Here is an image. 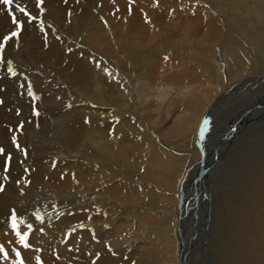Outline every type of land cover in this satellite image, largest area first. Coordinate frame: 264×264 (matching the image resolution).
Wrapping results in <instances>:
<instances>
[{
  "label": "bare ground",
  "instance_id": "6f19581e",
  "mask_svg": "<svg viewBox=\"0 0 264 264\" xmlns=\"http://www.w3.org/2000/svg\"><path fill=\"white\" fill-rule=\"evenodd\" d=\"M208 1L213 2L209 9L187 0H60L56 8L45 5L47 18L38 16L49 29L37 27L46 29L39 32L46 36L43 43L48 49V63L53 59L52 48L59 47L53 62L60 75L79 100L91 102L90 106L78 105L85 114L70 125L78 135L70 133L74 141L80 137V143L88 141L87 147L94 150L88 161L70 162L71 167L63 169L60 165L54 177L42 178L41 183L56 187L57 192L81 189L89 183L94 188V182L100 186L107 203L100 200L98 218L121 235H106L96 240L97 244L113 238L122 244L146 232L150 235L144 242L146 247L109 254V248L95 249V244L87 243L78 233L68 239L74 245L73 240L82 236L70 257L63 250L66 243L60 248L61 264H75L76 259L77 264H191V257L203 264H264V119L261 125L248 126L249 132L234 139L226 150L221 149L225 154L218 165V149L210 148L216 145L214 138L219 141L226 132H239L245 124L239 119L259 120L264 110V84L251 85L248 92L238 96L226 95L232 88L241 91L245 83L259 84L254 77L264 79V0ZM144 4L151 10L141 11ZM74 13L77 18L71 25L69 19ZM76 31L83 44L87 41L86 46L78 47V38L69 35ZM47 39L53 43L48 44ZM75 51L88 62L75 61ZM63 65L72 67L73 72ZM25 100L37 103L35 97ZM20 102L4 106L25 109V103L21 106ZM76 112L79 114L75 111L74 115ZM209 119L215 125L210 129L213 139L207 130L200 135L204 121ZM199 152L201 162L195 160ZM204 158L207 163L212 160L209 173L221 170L222 181H230L229 189L221 191L218 204L212 198L207 228L200 224V202H195L198 195L193 191ZM58 159L54 156L53 161L63 158ZM209 173L210 184L214 181ZM217 184H221V176ZM151 191L156 193V200ZM113 202L116 206L110 204ZM165 203L172 205L174 215L162 218L159 209ZM212 226L221 227L215 242ZM224 228L227 232L222 236ZM47 230L58 233L55 226ZM61 233L58 238H62ZM170 235L173 243L169 244ZM222 239L227 246H222ZM33 241H27L31 247L24 248L10 229L1 228L0 245L8 257L0 253V264H17L16 251L23 255L25 264H33L38 251L50 259L48 243L32 245Z\"/></svg>",
  "mask_w": 264,
  "mask_h": 264
},
{
  "label": "rangeland",
  "instance_id": "374dc122",
  "mask_svg": "<svg viewBox=\"0 0 264 264\" xmlns=\"http://www.w3.org/2000/svg\"><path fill=\"white\" fill-rule=\"evenodd\" d=\"M187 1H190L192 3L195 2L198 5H203L208 9L210 8V6H213V2L211 3V1L208 0H187ZM17 2L20 3L21 7H26V9L32 15L36 16L37 19L29 23L28 18L25 17L19 11H17L15 9V5H13V14L16 16L18 22L22 25V30L18 37H13L10 41L5 43L3 41V38L7 35H10L12 31H16L17 25L13 23L12 15L9 14L6 6L0 5V28H1L0 43H5L4 51L3 53H0V57H2V59H0V101H2V103H0V148L4 149V153L0 154V186L3 187V190L0 191V196H1L0 197V229L6 227V229L7 228L8 230L10 229L13 235L16 236L15 231L10 226L11 225L10 216L12 214V211L15 210L17 214V230L20 231L21 234L25 232L29 233L27 241H33L32 239L34 238L32 245L43 244L42 242H46L48 243V246L51 248L52 254L50 256V259L43 257L42 251L37 252L36 257L40 258L42 264H61L60 260L62 256L59 251L60 248L62 249L64 243H66L64 246L66 248L63 250L65 251V253H67V256L70 257L73 250V246L74 245L76 246L77 244H81L80 241L82 240V236L79 238H75L73 240L75 241L74 245H72V241L70 242L68 239H71L72 235L75 236L78 233L83 235L87 243L95 244L94 245L95 249L98 248L104 250L105 248H109L110 249L109 254H112L114 250H117L118 252H124V250L126 249H137L139 247H146L147 245H145L144 242H147V238L150 236L148 232L139 236L137 240H128V241L125 240V242L122 244H119L116 238L107 241L106 244L96 243V240L100 239L101 237H104L106 235L109 236L114 235L115 237H118V235H121V232L116 231L115 227L113 228L112 226H108L107 225L108 222L106 221L101 222L100 219L98 218L99 206L102 203H107L106 201L107 197L102 198L103 193L99 191L101 188L99 185L95 184V182L93 184L94 188L91 187L92 185H90L91 183H89L87 184L88 186L85 184V186H87V189L85 188V186H84L85 189L82 186H80L81 189L78 188L77 190L76 188L64 189L66 194H64L65 192L62 191L63 188L61 191L57 192L56 187L48 188L47 186L41 183L40 179L42 178L48 179L51 178L52 176L54 177L55 172L59 171L60 165H61V169H63L62 167H71V165L74 162H77V160L78 161L81 160V163H84V160L88 161L90 155L94 154V150H91L87 147L88 141L87 142L84 141L85 143L83 142L82 144L80 143L82 142L81 141L82 139H80V137H77L74 141L75 136L78 135L76 133L77 129L74 126H70L71 123L73 122V119H80L83 117V114H85V111L78 110L79 107L78 105L85 104L86 106H90L91 102H87V101L83 102L82 100H79V98L76 97L74 90L72 88H69V86L67 85L69 84L68 81L60 75L61 72L58 71L57 64L53 62L55 61L54 54L61 51L59 47L55 46L52 48L50 54L53 59L48 63V59L46 58V52L48 51V49L44 47V43H43V39L46 36H44V32L43 33L39 32L45 28L41 30H38L37 28L38 25L39 26L43 25L46 27V29L48 28L46 24L44 23L41 24V22H39V17H38V16H42L43 19L47 18L48 13L45 11L43 12L40 11V8L37 7V0H17ZM45 3H49V4H45ZM59 4H60V0H55V2H53L52 0H44L41 7L44 8L45 5L47 6L49 5L50 7L54 6L56 8V5ZM215 8L219 12L222 11V7L216 6ZM148 9L151 10V7L148 4H144V9L141 11H148ZM138 14H142V13H140V11L138 10ZM163 16L166 17V15ZM76 18H77L76 13L72 14L71 18L69 19L71 20V25L76 22ZM48 30L49 29H47V32ZM76 32H70L71 34H69V35L72 34L74 35V38L73 35L71 36V38H73L74 40L78 38V32L77 33ZM41 34H43V36ZM78 39L76 40L78 47L86 46L84 44L87 41L83 44L80 38ZM47 41H49L48 44L53 43L51 39L50 40L47 39ZM218 46L219 45L217 44L215 48H218ZM72 57L74 58L75 61L88 62L86 58L78 57L76 51L73 52ZM44 59H47V61ZM106 59L107 57L104 56V60ZM9 61L11 62V67L15 70L17 76H12L11 73L9 72L8 70ZM62 67L68 68L70 69V72H73V68L70 66L63 65ZM19 76L21 79L19 78ZM225 76L227 78V75ZM253 79L257 81L259 84H257L256 82H251V84L246 85L245 83V86L242 88L241 91L232 88L230 91H228L226 95L238 96L241 95L244 91L245 93L248 92L250 90L248 88L251 85L260 86L264 84V79L262 78L254 77ZM29 83H31L33 86L34 96H29L27 94V85ZM21 85H23V87H21ZM29 97H35L37 103L30 104L29 102H27L28 100L26 101L25 98L27 99ZM126 97L127 95L123 98ZM14 99L19 102L21 101L20 102L21 106L25 103L23 106H26V108L11 109V108H6L4 106V104H10L9 106H13L15 104ZM224 99L225 98H222L221 102L224 101ZM109 102H111V100ZM48 104L51 108L47 106ZM109 105L110 104H108L107 106L109 107ZM34 110L38 111L39 115H34ZM62 111L64 113L63 115H62ZM75 111H78L79 114L76 112L77 114L75 113L76 115H74ZM19 117L21 119H19ZM263 119H264V110L260 115L259 120L261 121H259L258 118L255 119L252 117L250 119H245V120L239 119V123L245 122V124L242 126L243 128L241 127V129L239 130L240 133L237 131L238 132L237 134L236 130L226 132L223 139H220L219 141L216 138H214V134L210 132V129L215 128L214 121H211V119L207 120L208 122L207 126L208 125L210 126L208 128L206 127L204 131L207 130L208 133L213 134L212 139L214 138L216 141V145L210 148L212 150L218 149L219 158L217 159V165L220 163L222 159H224L225 153L224 151H221V149L226 150L229 147V145L232 143V141H234V139L238 138L240 135L244 136L242 135L243 132H245V134L248 133L249 132L248 130H250V128H247L248 126L261 125ZM62 120L65 121L63 122ZM30 122L33 123L31 124ZM65 122H68V124ZM60 124H64V125H60ZM65 125L70 126L68 130L63 128V126L65 127ZM67 131L69 133H67ZM70 132L73 133L75 136L73 135L74 137H72V134ZM13 136L16 137V143L19 145V149L17 148L16 144L13 143ZM197 137L198 134H196L195 140L197 139ZM195 140H194V144L196 145L197 141ZM181 143L183 144L182 141L179 144ZM76 144H78V146H76ZM75 146L77 147V149ZM78 147L81 150H78L79 149ZM200 153L201 152H199V155L195 157V160H199V159L202 160L201 158H203L202 157L203 155L202 153L201 154ZM9 154L11 155L10 162H8ZM54 156L55 158L58 156L59 159L62 157L63 159H65V161L63 159L60 160L58 159L60 162H56L57 159L53 161ZM51 160L53 162H51ZM6 162L8 165L7 170H5ZM55 162L58 164V167L55 164ZM61 162L62 163L65 162V163L60 164ZM70 162L71 165H69ZM209 164H210V168H212L213 166L212 160ZM48 165L50 166L52 165L53 171H51V169H48V167H50ZM210 173H212L210 177L213 179L214 181L213 183L211 181V183L209 184L208 180H210V178L207 177L206 186L203 189L199 185L193 188V191H195L196 194L199 196V197L196 196V199L197 198L198 199L195 202H200V211L202 212L201 213L202 219L200 224L202 225L203 228L204 227L207 228L209 226L206 225V223L207 221H209L212 211L211 208L213 202L212 198H214L216 204H218V197L220 196L221 191L227 190L230 187L229 180L225 179L224 181H222L221 170L218 169L213 170ZM219 176H221V184H217V182H219ZM198 179L199 180L197 181V183L200 182V180L202 179L200 175H198ZM187 183H189V181H187ZM59 188L60 187H58V190L61 189ZM51 190L53 191V193ZM66 190L67 191L70 190L68 191L69 193ZM50 191L51 193H49ZM150 194L152 197L154 198L156 197L155 192L151 191ZM11 197L13 198L16 197V198L13 199ZM154 198L151 199L154 200ZM11 199H13L14 201ZM101 199H105V201L104 202L101 201V204H99ZM16 200H18L19 202ZM21 202L23 203L20 204ZM110 204L116 206L115 202ZM171 206L172 205L168 203L162 204L160 206L159 213L162 216V218H164L167 215L170 216L174 215ZM188 206L189 203H187V207ZM23 208H27V209H23ZM37 214L42 218V220L36 219ZM29 224L32 225L31 230L28 228ZM50 226H55L58 229V233L57 234H54L52 232L49 233L47 229L50 228ZM20 227L23 230H21ZM217 228H219L218 231ZM176 229L178 230V225ZM220 229L221 227L219 226H212L211 237L214 240V242L217 241V236ZM224 230L225 231L222 233V236L226 235L227 229L224 228ZM61 232L64 234H62ZM60 233L62 238H58L60 236ZM62 235H64V237ZM66 236L68 237L67 239ZM199 236L197 237L199 238ZM67 240L69 243L67 242ZM205 240L207 243L208 238ZM218 242H220V240H218ZM170 243H173L172 236L169 239V244ZM221 244L224 247L227 246L226 239H222ZM21 257H23L22 254ZM138 257L139 256L137 255V256H133L132 258L134 260H137ZM143 259L148 260L147 258H143ZM188 262L191 264H203V261L201 259L197 260L194 257H191L188 260ZM74 263L75 264L78 263L77 259ZM33 264H38L37 259ZM213 264H215V261L213 262Z\"/></svg>",
  "mask_w": 264,
  "mask_h": 264
},
{
  "label": "snow or ice",
  "instance_id": "6c2138e0",
  "mask_svg": "<svg viewBox=\"0 0 264 264\" xmlns=\"http://www.w3.org/2000/svg\"><path fill=\"white\" fill-rule=\"evenodd\" d=\"M44 0H37V7L40 8V11L43 12L44 11V8L41 7V5L43 4ZM0 5H4L6 6L8 12L10 15H12V20H13V23L17 25V30L16 31H12L10 33V35H7L3 38V41L6 43L8 41H10L13 37H18L20 35V32L22 30V25L18 22L16 16L13 14V5H15V9L17 11H19L20 13H22L25 17L28 18V22L31 23L32 21L36 20L37 17L32 15L27 9L26 7H21L20 6V3L17 2V0H0ZM129 14H131V11H129ZM5 43H0V53H3L4 51V47H5ZM0 59H2V57H0ZM8 70L9 72L11 73L12 76H16V72L15 70L11 67V62L9 61L8 62ZM21 87H23V85H21ZM27 94L29 96H34V93H33V86L31 83H29L27 85ZM0 103H2V101H0ZM19 114V113H18ZM34 115H39V112L34 110ZM87 122V121H86ZM207 120L204 121V127L201 128V132H200V135L203 136L204 134V128L207 127ZM22 127V125H21ZM110 135H111V132H110ZM13 143L16 144L17 148L19 149V145L16 143V137L13 136ZM4 153V149L3 148H0V154H3ZM11 160V155L9 154L8 155V162H10ZM7 162H6V169L7 170ZM63 178V177H61ZM3 190V187L0 186V191ZM36 219L37 220H42V218L37 214L36 216ZM10 220H11V228L15 231V234L16 236L18 237L19 239V242L23 245L24 248H30L31 245L29 243H27V240H28V235L29 233L28 232H25L23 234H21L20 231L17 230V214H16V211L13 210L12 211V214L10 216ZM28 228L31 230L32 229V225L29 224L28 225ZM0 253H3L4 254V258L7 259L8 257V253L4 250L3 246L0 245ZM16 256L19 258L18 261H17V264H25V261L24 259L21 257V253L19 251H16ZM37 262L38 264H42V261H40V258L37 257Z\"/></svg>",
  "mask_w": 264,
  "mask_h": 264
},
{
  "label": "water",
  "instance_id": "95a60500",
  "mask_svg": "<svg viewBox=\"0 0 264 264\" xmlns=\"http://www.w3.org/2000/svg\"><path fill=\"white\" fill-rule=\"evenodd\" d=\"M203 163H204V161L202 162V164L198 168L197 175H195V177H197V178H198V175L201 176L202 179L200 180V182H198L200 184L196 183L195 185H199L200 187H202V189L206 186V180H207V177H208V173L210 171L209 170L210 169V164L209 163L208 164L206 163L204 165Z\"/></svg>",
  "mask_w": 264,
  "mask_h": 264
}]
</instances>
